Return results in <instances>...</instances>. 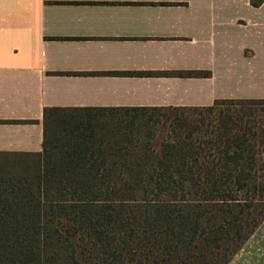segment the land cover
Wrapping results in <instances>:
<instances>
[{"label":"trees","instance_id":"16d2710c","mask_svg":"<svg viewBox=\"0 0 264 264\" xmlns=\"http://www.w3.org/2000/svg\"><path fill=\"white\" fill-rule=\"evenodd\" d=\"M263 153L264 99L47 108L42 152L0 155L31 162L0 174V264H228L264 221Z\"/></svg>","mask_w":264,"mask_h":264},{"label":"crops","instance_id":"0c3cea01","mask_svg":"<svg viewBox=\"0 0 264 264\" xmlns=\"http://www.w3.org/2000/svg\"><path fill=\"white\" fill-rule=\"evenodd\" d=\"M167 72L208 75H134ZM258 99L264 2L0 0V155L41 153L47 108ZM228 264H264V221Z\"/></svg>","mask_w":264,"mask_h":264},{"label":"rangeland","instance_id":"374dc122","mask_svg":"<svg viewBox=\"0 0 264 264\" xmlns=\"http://www.w3.org/2000/svg\"><path fill=\"white\" fill-rule=\"evenodd\" d=\"M17 160L19 159H10L8 162H5V159L0 158V174L6 172H12V171H21L23 170L26 163L31 164L29 159L28 160L21 159L22 161H17ZM24 161L26 163H24ZM263 162H264V153H263Z\"/></svg>","mask_w":264,"mask_h":264}]
</instances>
